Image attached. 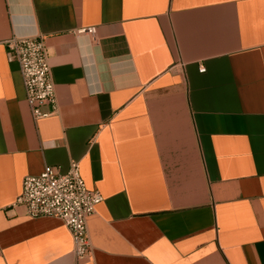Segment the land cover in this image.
Segmentation results:
<instances>
[{
  "label": "crops",
  "instance_id": "crops-1",
  "mask_svg": "<svg viewBox=\"0 0 264 264\" xmlns=\"http://www.w3.org/2000/svg\"><path fill=\"white\" fill-rule=\"evenodd\" d=\"M14 36L45 37L50 117ZM71 161L104 198L83 260L15 205ZM0 264H264V0H0Z\"/></svg>",
  "mask_w": 264,
  "mask_h": 264
},
{
  "label": "built area",
  "instance_id": "built-area-1",
  "mask_svg": "<svg viewBox=\"0 0 264 264\" xmlns=\"http://www.w3.org/2000/svg\"><path fill=\"white\" fill-rule=\"evenodd\" d=\"M96 40V29L78 31ZM7 59L17 63L26 93V101L34 119L50 117L58 111L55 85L51 77L49 51L44 36L23 38L14 36L4 42ZM205 73V67H200ZM50 111H45V107ZM99 191L88 189L78 161H71L66 173L46 166L38 176H27L22 181V191L15 205L24 207L31 218L50 217L61 220L69 229L73 240V252L77 260L91 254L92 243L88 218L96 213L103 202Z\"/></svg>",
  "mask_w": 264,
  "mask_h": 264
}]
</instances>
